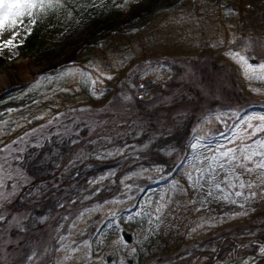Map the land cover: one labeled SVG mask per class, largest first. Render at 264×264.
Segmentation results:
<instances>
[{
	"label": "rangeland",
	"instance_id": "rangeland-1",
	"mask_svg": "<svg viewBox=\"0 0 264 264\" xmlns=\"http://www.w3.org/2000/svg\"><path fill=\"white\" fill-rule=\"evenodd\" d=\"M241 4L60 0L31 39L38 8L0 33V264H52L61 236L89 242L88 264H196L264 236V187L230 203L189 179L264 115V81L228 55L264 63V0H244L258 10L244 34Z\"/></svg>",
	"mask_w": 264,
	"mask_h": 264
},
{
	"label": "snow or ice",
	"instance_id": "snow-or-ice-1",
	"mask_svg": "<svg viewBox=\"0 0 264 264\" xmlns=\"http://www.w3.org/2000/svg\"><path fill=\"white\" fill-rule=\"evenodd\" d=\"M59 2L60 0H0V33L6 28H17L24 17L34 15L35 9L53 7L54 4L59 6ZM17 34L14 32L12 38L5 41L4 46L12 45ZM228 55L241 65L248 80L264 81V63H250L249 58L239 52H229ZM91 83L95 84L97 81L92 80ZM253 91L259 92L260 89ZM241 123L244 127H238L230 137H224L226 143L219 144L210 156L196 158L194 174L189 173V179L193 182V188L204 189L207 186L205 199L218 192L226 202L237 203V199L233 197L242 198L247 202L258 195L252 190L254 187H264V115L250 116L246 122L241 121ZM192 147L199 148L200 144H193ZM246 189L248 191H245ZM166 206V203L161 204L155 209L157 221L161 219ZM83 215L81 213L79 218ZM76 226L74 222L72 228ZM59 239L69 242L62 243L55 249L58 255L53 258L52 264H72L74 261L88 264L90 245L87 240L83 242V246H80L70 236H61Z\"/></svg>",
	"mask_w": 264,
	"mask_h": 264
},
{
	"label": "trees",
	"instance_id": "trees-1",
	"mask_svg": "<svg viewBox=\"0 0 264 264\" xmlns=\"http://www.w3.org/2000/svg\"><path fill=\"white\" fill-rule=\"evenodd\" d=\"M238 2H241L242 4L240 5V7H238V5H237V7L238 8H241V11L239 12V10H238V17H239V20H240V22H241V24H242V27H243V34L244 33H246V31H245V29H246V27L248 28L249 27V25H247V24H249V21H251L252 20V18H254L255 17V13H256V11H258L257 9H254V10H252V13H250V15L249 16H247V15H245L244 14V12L246 11V9L244 8V6H243V2H244V0H237ZM250 6V5H249ZM248 8V10H249V7H247ZM42 18H43V15H42ZM40 23H41V21H38L37 22V24L38 25H35L33 28H32V31H31V33L30 34H32V35H35V33H36V31H37V29H38V27H39V25H40ZM254 29H255V31L256 32H259L260 34H262L263 32H264V28H259L258 26H254ZM28 35V37L27 38H32L31 37V35ZM117 35L119 36V37H126V38H128V37H130V34H128V35H125V34H112V37H117ZM124 35V36H123ZM132 35V34H131ZM210 48H208V50H209ZM217 56H221V53H220V51H218V54H217ZM45 152L43 151L42 152V150H40V152L38 153V154H36V157H35V161L36 162H38L39 160H40V158L43 156V154H44ZM49 164V163H48ZM29 165L31 166V164L29 163ZM55 164L54 163H50L49 164V171H47V172H41L40 171V174H38L37 176L38 177H48L50 174H51V168L54 166ZM40 169V165H34V166H31V167H28V171L30 172V173H32V174H35V171H37V170H39ZM188 264H190V261L188 262ZM259 264H263V263H259Z\"/></svg>",
	"mask_w": 264,
	"mask_h": 264
},
{
	"label": "bare ground",
	"instance_id": "bare-ground-1",
	"mask_svg": "<svg viewBox=\"0 0 264 264\" xmlns=\"http://www.w3.org/2000/svg\"><path fill=\"white\" fill-rule=\"evenodd\" d=\"M21 37V36H20ZM8 77L6 76V74L5 73H2V74H0V86H5V85H7L8 84V82L10 81H8ZM10 83V82H9ZM264 250V249H263Z\"/></svg>",
	"mask_w": 264,
	"mask_h": 264
},
{
	"label": "water",
	"instance_id": "water-1",
	"mask_svg": "<svg viewBox=\"0 0 264 264\" xmlns=\"http://www.w3.org/2000/svg\"><path fill=\"white\" fill-rule=\"evenodd\" d=\"M125 238L128 240V239H129V235H126V234H125Z\"/></svg>",
	"mask_w": 264,
	"mask_h": 264
}]
</instances>
